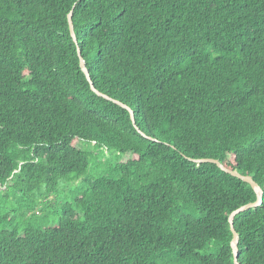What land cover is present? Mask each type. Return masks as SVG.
I'll return each mask as SVG.
<instances>
[{
	"label": "trees",
	"instance_id": "trees-1",
	"mask_svg": "<svg viewBox=\"0 0 264 264\" xmlns=\"http://www.w3.org/2000/svg\"><path fill=\"white\" fill-rule=\"evenodd\" d=\"M83 142L122 154L117 178L85 176ZM199 159L262 188L234 228L264 264V0H0V223L28 202L0 264H234L228 218L256 194ZM70 174L77 209L45 226Z\"/></svg>",
	"mask_w": 264,
	"mask_h": 264
},
{
	"label": "rangeland",
	"instance_id": "rangeland-1",
	"mask_svg": "<svg viewBox=\"0 0 264 264\" xmlns=\"http://www.w3.org/2000/svg\"><path fill=\"white\" fill-rule=\"evenodd\" d=\"M81 146L85 151L90 153L91 156L90 166L85 173L86 177H118L114 168L116 163L123 157L119 151L101 149L96 144L87 142L81 143ZM83 194L84 187L82 185V177L70 174L60 181L57 191L49 199L50 203L40 205L36 208L34 211L37 213L35 219L43 222L45 226L55 225L59 221L60 214L66 205H70L72 209H77L75 200L78 196ZM27 206V201L22 202L20 199L11 197V201L7 202L6 205L2 207H6L7 211H12L11 215L13 220L11 223H0V230L11 229L13 227L22 228L27 222V219L23 218V216L27 215V211L25 210ZM2 215L3 211L0 210V217Z\"/></svg>",
	"mask_w": 264,
	"mask_h": 264
},
{
	"label": "water",
	"instance_id": "water-1",
	"mask_svg": "<svg viewBox=\"0 0 264 264\" xmlns=\"http://www.w3.org/2000/svg\"><path fill=\"white\" fill-rule=\"evenodd\" d=\"M72 18H73V11H71L68 14V24H69V30H70V35L72 37V40L74 41V43H77V38H76V35H75V32H74V26H73V19ZM78 57H79V61H80V68H81L82 72L84 73L87 81L89 82L92 92H94L96 95H98L100 97H103V98H105L107 100L113 101L114 103H116V104L120 105L121 107L127 109L128 112L130 113V117H131L132 123H133V125H135L134 112L127 105H125V104H123V103H121V102H119L117 100L111 99L110 97L100 93L94 87L92 79H91L90 74H89V71H88V69L86 67L85 60L81 56L80 49H78ZM139 133L142 136L147 137L142 132L139 131ZM194 161L198 162V163H213V164H216L225 173L230 174L233 177H236V178L248 183L251 186V188L253 189V191L255 192V194H256V200L254 202L246 204V205L236 209L235 211H233L229 215V218H228V222H229V225H230V230H231V233L233 235L231 243H230V247L232 249V254H233V258H234V264H240L239 263V257H238L239 256V249H238L239 236H238V233L235 231V228H234V219H235V217L238 214H240L242 212H245V211H247V210H249L251 208L259 207L262 204V202H263V190L253 180V178L251 176H244V175H241L240 173H238V172H236L234 170L228 169L227 167H225L218 160H215V159H199V160H194Z\"/></svg>",
	"mask_w": 264,
	"mask_h": 264
},
{
	"label": "bare ground",
	"instance_id": "bare-ground-1",
	"mask_svg": "<svg viewBox=\"0 0 264 264\" xmlns=\"http://www.w3.org/2000/svg\"><path fill=\"white\" fill-rule=\"evenodd\" d=\"M45 217V216H44ZM33 226V225H32Z\"/></svg>",
	"mask_w": 264,
	"mask_h": 264
}]
</instances>
